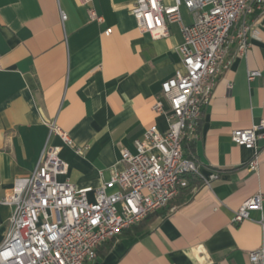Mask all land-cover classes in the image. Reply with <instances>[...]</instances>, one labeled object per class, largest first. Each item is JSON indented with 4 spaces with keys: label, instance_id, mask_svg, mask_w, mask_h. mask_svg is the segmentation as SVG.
Wrapping results in <instances>:
<instances>
[{
    "label": "crops",
    "instance_id": "1",
    "mask_svg": "<svg viewBox=\"0 0 264 264\" xmlns=\"http://www.w3.org/2000/svg\"><path fill=\"white\" fill-rule=\"evenodd\" d=\"M134 2L93 0L103 18L97 24L76 0H0V197L29 175L47 140L67 165L58 180L94 190L123 169V149L134 154L147 129H167L165 115L152 107L161 83L181 70V26L167 23V35L157 39L141 33L130 13ZM179 11L182 24H191L193 14ZM246 21L247 53L230 47L197 138L182 146L197 168L193 184L100 247L88 264H248V254L264 247V202L232 223L242 203L264 190V156L252 173L253 153L231 141L232 131L264 121V17ZM249 71L261 76L248 81ZM49 123L68 133L72 147L49 138ZM260 133L256 145L264 154ZM212 175L217 179L210 181ZM11 213L0 205V246Z\"/></svg>",
    "mask_w": 264,
    "mask_h": 264
},
{
    "label": "built area",
    "instance_id": "2",
    "mask_svg": "<svg viewBox=\"0 0 264 264\" xmlns=\"http://www.w3.org/2000/svg\"><path fill=\"white\" fill-rule=\"evenodd\" d=\"M76 1L90 22H103L93 0ZM181 7L193 14L191 24H182ZM130 13L138 30L155 39L167 35V23L181 26L182 43L176 48L181 70L161 83L152 107L155 113L165 115L167 129H147L134 142V154L123 149V169L94 190L58 180L66 176L67 165L59 158L60 147L47 140L29 175L16 179L12 189L0 197V205L12 208L0 246V264H88L105 241L166 208L187 187L184 176L197 175L195 164L183 156V143L197 138L216 78L229 64L230 47L235 45L239 56L247 53L251 26L246 20L254 15L264 17V0H172V5H165L164 0H135ZM65 19L60 12L61 23ZM111 32L107 29L104 34ZM260 76L249 71L247 80ZM47 126L49 138L57 137L62 146L72 147L67 132L55 123ZM261 130L264 121L231 133L232 143L253 153L248 164L252 173L257 172L264 156L256 145ZM215 179L216 175L210 177V181ZM263 202L264 190L242 203L232 223L247 220L250 211L261 210ZM248 264H264V247L248 254Z\"/></svg>",
    "mask_w": 264,
    "mask_h": 264
},
{
    "label": "trees",
    "instance_id": "3",
    "mask_svg": "<svg viewBox=\"0 0 264 264\" xmlns=\"http://www.w3.org/2000/svg\"><path fill=\"white\" fill-rule=\"evenodd\" d=\"M184 178H185V180H186V182H187V187L186 188H184V189H182L181 191H180V193L182 192V191H184V190H186V189H188L189 187H191V185L193 184V180H194V178H195V175H193V174H187V175H185L184 176ZM179 193V194H180ZM116 237H114V238H112V239H109V240H107V241H105L100 247H102L104 244H106V243H110L112 240H114ZM99 247V248H100ZM99 248L96 250V257H97V255L99 254Z\"/></svg>",
    "mask_w": 264,
    "mask_h": 264
}]
</instances>
